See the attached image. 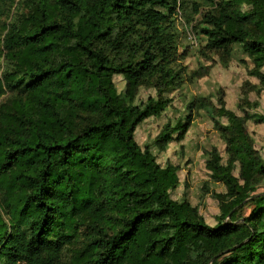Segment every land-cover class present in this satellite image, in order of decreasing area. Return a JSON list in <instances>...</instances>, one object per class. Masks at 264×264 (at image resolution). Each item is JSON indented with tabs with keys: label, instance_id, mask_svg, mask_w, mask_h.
<instances>
[{
	"label": "trees",
	"instance_id": "trees-1",
	"mask_svg": "<svg viewBox=\"0 0 264 264\" xmlns=\"http://www.w3.org/2000/svg\"><path fill=\"white\" fill-rule=\"evenodd\" d=\"M22 3L28 13L1 25L13 0H0V264H63L75 243L68 264H264V159L245 128L264 124V112L239 116L218 99L226 120L213 123L226 158L213 147L205 159L225 188L214 225L171 197L178 167L161 166L134 139L166 105L136 104L141 87L160 93L202 76L179 63L167 28L178 11L186 23L198 15L192 28L205 50L239 47L264 92V0ZM206 107L191 101L184 121L166 123L152 146L181 141Z\"/></svg>",
	"mask_w": 264,
	"mask_h": 264
},
{
	"label": "rangeland",
	"instance_id": "rangeland-1",
	"mask_svg": "<svg viewBox=\"0 0 264 264\" xmlns=\"http://www.w3.org/2000/svg\"><path fill=\"white\" fill-rule=\"evenodd\" d=\"M185 7V13L188 14L191 11L189 3ZM27 13L22 0H13L10 16L7 20L2 18L1 25L11 18ZM197 17L198 15H195L193 22L186 23L181 11H178L171 17L167 28L177 37L178 55L182 56L179 63L184 67L186 75L197 70L202 76L192 80L187 78L180 86L160 93L156 91V87H141L136 104H143L147 97H160L166 101V105L159 115L148 117L138 124L134 139L141 148L150 145L157 163L161 166L171 163L178 167L179 184L170 192L171 197L175 200H187L198 208L207 224L214 225L219 215L217 194L223 193L225 188L221 183L209 178L205 159L206 152L213 147L223 159L226 158L224 142L213 123L214 119L220 123H225L226 120L217 111L218 99L223 102L225 108L239 116L258 115L264 112V92L260 90L259 80L249 74L251 61L239 47L232 49L230 55L205 50L204 39L192 28ZM1 25L0 39L5 33ZM1 70L0 64V72ZM261 71L264 72V67ZM113 80L118 92H122V77L114 76ZM6 96L0 98V102L5 101ZM195 99H203L207 107L194 113L183 139L179 142L173 140L163 151L153 147L152 142L161 128L166 123L174 125L178 121L183 122L188 113V104ZM245 128L253 139L254 148L264 159V124H255L250 119ZM262 190L263 188H258L257 192ZM75 246L76 243L63 250L61 263H69L71 250Z\"/></svg>",
	"mask_w": 264,
	"mask_h": 264
}]
</instances>
